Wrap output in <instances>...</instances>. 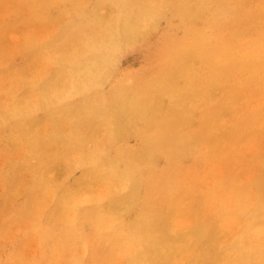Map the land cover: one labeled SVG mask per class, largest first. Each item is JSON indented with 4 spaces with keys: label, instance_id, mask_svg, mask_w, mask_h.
Instances as JSON below:
<instances>
[{
    "label": "rangeland",
    "instance_id": "374dc122",
    "mask_svg": "<svg viewBox=\"0 0 264 264\" xmlns=\"http://www.w3.org/2000/svg\"><path fill=\"white\" fill-rule=\"evenodd\" d=\"M88 25L94 26L89 30ZM254 41H264V0H0V50L7 56L0 73L20 72L29 80L27 87L44 85L38 126L33 122L39 113L34 90L23 100L27 134L45 145L42 156L32 152L42 171L52 172L46 190L67 176L81 153L94 155L112 144L137 149L151 142L158 155L139 174L158 182L149 187L141 180L137 200L155 196L161 186L173 208L185 211L178 221L202 218L194 224L216 222L214 215L223 214L209 198L217 182L224 188L231 172L239 175L247 199L257 189L264 197V65L243 62L239 51ZM94 55L97 61H86ZM17 119L23 118L11 117ZM20 126L6 130L17 134ZM165 146L185 148L165 151ZM194 167L198 172L190 175ZM170 171L176 173L168 175ZM25 176L5 202L0 185L1 211L22 207L29 187ZM92 176L93 183L81 192L103 195V175L97 171ZM71 177L85 178L79 168ZM0 182L4 184L1 175ZM49 199L44 196L43 207ZM203 201L207 203L198 215L192 214ZM224 202L230 222L215 239L217 250L196 245L190 234L175 251L166 245L153 264H198L203 257L204 264L221 263L218 255L224 253L227 238L233 239L243 223L233 200ZM136 204L139 210L140 201ZM174 227L182 237L188 233L185 223ZM97 229L92 226L88 232L93 249L99 246ZM210 233H215L211 225ZM26 246V252L35 249L32 242ZM5 259L6 250L0 262Z\"/></svg>",
    "mask_w": 264,
    "mask_h": 264
},
{
    "label": "bare ground",
    "instance_id": "6f19581e",
    "mask_svg": "<svg viewBox=\"0 0 264 264\" xmlns=\"http://www.w3.org/2000/svg\"><path fill=\"white\" fill-rule=\"evenodd\" d=\"M88 26L86 29L89 30L93 27ZM33 34L31 30V35ZM239 51L243 62L249 65H264V41H254L248 49ZM4 53L0 50V66L7 61ZM90 56L86 61L98 60L95 55L94 60ZM23 70L27 71L26 67H23ZM25 77L20 72L0 73V161L3 162L0 175L3 176L4 183L0 182L3 188L1 199L6 198L5 202L11 198L26 174L29 181L25 195L27 199L22 207L0 210V250H6V259L0 264H153L161 258V252L166 245L175 251L182 246L176 245L181 240L184 243V238L190 234H194L196 245H213L217 250L215 239L221 237L222 225L230 222L228 205L224 202L228 199L233 200L234 212L242 218L243 223L233 239L227 238L224 253L218 255L222 261L219 264H264V245L261 244L264 241V197L260 189H257L256 196L252 200L247 199L244 184L239 181L237 173L231 172L229 177L224 178V188L221 181L217 182L215 191L210 195L211 205L215 202V207L223 210V214L214 215L216 222L203 220L208 224H194L202 219L201 217H187L178 221V218L185 216V211L173 208L161 186L155 196H145L137 200L141 180L145 179L139 174V168L150 163V160L154 161L158 155L155 149L158 146L152 145L151 142L149 145L143 143L137 149H122L112 144L94 155L88 152L84 155L79 153L78 158L71 163L67 176L46 190L52 172L42 171L40 158H36L32 152L35 149L39 156H42L45 145L42 140H32L27 134L28 120L25 115L26 103L23 100L34 90L36 110L39 113L35 112L34 118H38L33 122L38 126L39 114L41 115L40 89L43 90L44 85L36 81L41 87H27L29 80ZM11 107L13 108L10 109ZM19 115L23 119L11 120L12 116ZM16 123H21L17 134L6 130V127H13ZM54 123L58 124L56 120ZM32 133L42 139L40 132L33 130ZM208 133L207 128L206 134ZM19 134H22L20 137L27 143L26 146L24 144L22 147L19 143L23 141L16 139ZM182 147L165 146L164 150L179 151ZM29 154L33 156L32 159ZM175 155L178 154L172 156ZM204 163L205 166H210L208 162ZM75 168L82 170L85 176L83 180H72V177L70 179ZM94 169H98V173L103 175V181H106L103 195L95 196L81 192L88 184L93 183L92 174L97 172ZM213 171L214 168L208 170L210 174ZM173 172L170 171L168 175L174 174ZM197 172L194 167L190 170V175H196ZM188 176L185 175L184 178L187 179ZM157 182L151 176L145 179L149 187H156ZM218 194L225 195V198L218 197ZM45 195L50 196V199L43 207L42 200ZM137 201H140L139 210L136 209ZM168 203L172 205L170 210ZM206 203L207 201H203L195 204L192 214L198 215V211ZM177 222L187 225L188 233L185 237L174 227ZM210 225L215 231L214 234L210 233ZM92 226L98 228V249H93L88 239ZM10 231L12 234H9ZM7 238L11 241L8 246V240L3 243ZM30 242L35 243V249L32 250L31 247L33 252L29 253L26 252V245ZM119 251L120 256L115 258ZM198 264H204V257Z\"/></svg>",
    "mask_w": 264,
    "mask_h": 264
}]
</instances>
